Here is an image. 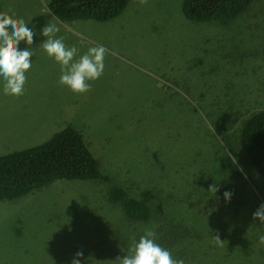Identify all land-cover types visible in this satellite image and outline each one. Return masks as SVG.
<instances>
[{
  "label": "rangeland",
  "instance_id": "obj_1",
  "mask_svg": "<svg viewBox=\"0 0 264 264\" xmlns=\"http://www.w3.org/2000/svg\"><path fill=\"white\" fill-rule=\"evenodd\" d=\"M48 3L0 0V12L23 18L36 34L33 48L26 42L20 44L21 50L29 47L33 53L24 95H5L0 77V156L40 145L73 125L102 161L103 172L118 171L109 184L56 180L17 203L1 201L0 264H72L78 251L84 253L81 264H113L118 256L130 254L132 242H139L147 230L155 231L156 242L185 264H264V244L259 243L264 224L246 213L237 216L218 193L208 191L215 184L209 173L218 175L217 167L225 157L242 169L238 204L254 207L253 213L260 207L258 195L264 177L245 156L243 168L239 157L227 147L224 121H217L211 108L218 111L234 105L243 113L260 108L264 89L244 87L236 101L220 91L224 81L204 74L197 64L201 56L216 59L212 51L219 49L225 56L221 62L226 72H236L239 68H234L232 61L244 59L249 75L258 60L238 50L228 53L237 39L228 30L230 43L222 41L224 31H220V41L208 40L209 31L203 29L207 23L192 26L183 15L181 0H148L144 5L130 0L120 16L107 22H63L51 16ZM259 6L250 11L254 21L264 18V4ZM46 23L56 24L60 28L56 38L63 37L66 46L78 49L76 60L90 47L108 49L104 73L90 82L88 93L75 94L59 83L61 65L39 48L46 39L40 34ZM241 27L246 34V28ZM255 36L262 39L264 48V29ZM188 60H195L198 70H189ZM215 78L217 93L209 87ZM239 89L233 85L231 91ZM217 96L221 98L218 106ZM236 117L230 118L236 130L232 143L237 142L247 115L236 112ZM203 137L218 152L196 155L202 152ZM190 155L193 158L183 163ZM165 178L179 184V195L163 185ZM123 179H139L145 187L158 189L154 214L148 223L131 222L135 230L125 225L120 205L115 214L109 205L113 185L137 196L138 187L124 184ZM218 215L220 222L215 221ZM229 225L235 227L232 233ZM185 230L195 231L200 240L183 251L180 245L175 250L169 240L173 235L190 236ZM217 234L224 241L222 247L214 242Z\"/></svg>",
  "mask_w": 264,
  "mask_h": 264
},
{
  "label": "trees",
  "instance_id": "obj_2",
  "mask_svg": "<svg viewBox=\"0 0 264 264\" xmlns=\"http://www.w3.org/2000/svg\"><path fill=\"white\" fill-rule=\"evenodd\" d=\"M253 1L181 0V3L183 15L190 21L192 26H200L197 23H207L203 29L209 31L207 33L208 40L220 41V31H224L226 34H224L225 39L222 41L230 43L231 40L228 36L229 33L232 34L234 32L233 30L234 27H237L236 25L246 28V34L241 33L236 35V45L234 49L233 46H230L228 53L238 50L239 54L258 60L259 63L254 68V72L249 74L248 87L250 89L254 87L264 89L263 41L259 36H255L258 31L264 29V18L254 21L248 8ZM129 2L130 0H50L49 10L52 17L63 22H73L82 19L107 22L121 15ZM261 3L264 4V2ZM255 13V16H257L258 12ZM227 30L229 33H227ZM193 49L196 48L194 47ZM212 52L217 56L216 59L215 57L208 58L199 55L202 59L197 61V64L200 66L198 69L206 75L218 77L220 74L226 72V68L222 66L221 62L225 56L219 49H214ZM209 60H215L216 63L209 64ZM232 63L233 67L237 69L248 65L244 59H235ZM191 69L198 70L195 68V60L190 61L189 70ZM217 80L216 78L211 79L210 83L212 87L209 86L212 90L214 88L216 93L219 91L216 89ZM198 82L205 84L201 80ZM223 86L226 87L227 91L233 89V84L228 81H225ZM220 99L219 96L215 98L217 106L220 103ZM211 109L215 119L217 121L223 120V124L231 131L224 134L226 136L227 147L229 146L231 151L239 157L243 168L245 160L242 157L245 156L251 159L253 165L264 177V104L260 108L246 110L245 113L234 105H231L227 109L221 108L218 111H215L213 108ZM236 112L247 115V118L241 126L240 132L237 134V142L232 143L230 138L235 134L236 130L230 118L235 117L238 119ZM97 150L105 151L104 148H97ZM192 158L193 155L187 156L182 162L187 163ZM162 169H164L163 166ZM116 171L118 169L114 172ZM217 171L218 175L211 171L209 174L212 173V180L219 189L217 192L219 197L225 200L224 193L226 191L231 192L233 194L231 202L225 201V203H228L230 208L234 207L235 214L242 217V214H245V210L237 202L240 201L239 193L242 186L240 165L224 157L222 164L217 167ZM114 172H103L102 161L88 147L84 134L75 126L68 125L40 145L0 156V202L11 201L17 203L20 198L56 180H93V182L98 184H109L114 179ZM162 183L164 186H169L175 195H179V184H176L173 179L169 182L165 178ZM142 186L146 192L142 195L141 199H137L138 196L133 197L129 191H126L119 184L111 186L108 193L112 212L115 214L116 206L120 205L128 219L125 218V225L133 230L136 228L131 226L133 224L131 222L142 221L148 223L150 221L152 214H154L151 201H156L158 198V189ZM262 194H264V179L258 195L260 204H264V201L261 200ZM207 201L204 200L205 203ZM210 205L214 206V201H211ZM226 213L229 214L228 211ZM119 215L122 214L119 213ZM220 217L221 215H218L215 221L220 222ZM228 227L231 229L230 233L235 229V227L230 225ZM195 231H183L190 236L181 235V237H177L173 235L169 240L170 246L175 250L178 245L183 246V249H179L183 251L184 247L188 244L197 243L200 238L197 237Z\"/></svg>",
  "mask_w": 264,
  "mask_h": 264
},
{
  "label": "clouds",
  "instance_id": "obj_3",
  "mask_svg": "<svg viewBox=\"0 0 264 264\" xmlns=\"http://www.w3.org/2000/svg\"><path fill=\"white\" fill-rule=\"evenodd\" d=\"M261 1L254 0L248 6L249 11L258 9ZM147 2L148 0H140L141 5L147 4ZM59 31L60 28L56 24L46 23L40 29V34L46 39L39 48H42L49 58H54L61 65L62 74L59 80L61 85L67 86L75 94H86L92 88L90 82L98 80L104 73V61L108 49L102 45L90 47L76 60L78 49L75 46H66L63 37L56 38ZM35 35L23 18L16 19L14 14L0 12V77L4 80L5 95L17 98L24 95L27 79L25 74L32 67L31 58L33 56V53L28 49L34 45ZM21 42H26L29 47L21 50ZM218 190L217 185L213 184L208 191L216 194ZM232 195L231 192L226 191L224 193L225 201L230 203ZM109 205L111 206V202ZM214 210H210L209 215ZM253 220L264 224V204H261L253 214ZM156 236L155 231H145L139 242L133 241L130 245V254L123 255V257L118 256L113 264H185L183 259H173L170 251L162 248L156 242ZM213 239L217 246H223L224 241L218 234L214 235ZM259 243L264 244V234L259 236ZM83 258V251H78L72 264H81Z\"/></svg>",
  "mask_w": 264,
  "mask_h": 264
},
{
  "label": "bare ground",
  "instance_id": "obj_4",
  "mask_svg": "<svg viewBox=\"0 0 264 264\" xmlns=\"http://www.w3.org/2000/svg\"><path fill=\"white\" fill-rule=\"evenodd\" d=\"M49 2H50V0H49ZM48 9H50L49 8V3H48ZM49 12H50V10H49ZM120 16V15H119ZM117 18V17H116ZM115 19V18H114ZM113 20V19H112ZM237 27H234V34L235 35H239V34H241V33H243L244 34V30H243V28L241 27V26H239V25H236ZM248 78H249V75L247 74V69H246V67H241V68H239L236 72H225V73H223V74H220L219 76H218V79L219 80H221V81H228V82H230V83H232L234 86H236V85H238V86H240V89L239 90H236V91H227V89H226V87L225 86H223L222 87V89L220 90L222 93H224V94H226V95H228L229 97H231V98H233L234 100H236L237 101V97H239V96H241L242 95V89L244 88V87H247V88H249L248 87V83H249V81H248ZM239 106L240 107H242V105L241 104H239ZM223 124V123H222ZM223 132V134H226V133H230L231 131L229 130V128L225 125V128H224V130L222 131ZM201 145H202V152H200V151H197V152H195V154L196 155H198V156H202L204 153H208V151L209 150H213L214 152H218L214 147H212L211 145H210V143L208 142V140H207V138L206 137H203L202 139H201ZM123 182H124V184H126V183H132V184H134L135 186H137L138 187V190H137V196H138V198L137 199H141L142 198V195L146 192V190H144L143 189V186L142 185H144L143 183H142V181L141 180H139V179H137L136 181H129V180H127V179H123ZM156 205H157V203H156V201L154 200V201H151V207H152V209H153V213L155 212V210H156ZM261 205V204H260ZM155 206V207H154ZM253 209H255L254 207L253 208H244V210H245V213L246 214H248V216H250L252 219H253V212H252V210ZM140 222V221H139ZM141 223H145V222H140V224Z\"/></svg>",
  "mask_w": 264,
  "mask_h": 264
},
{
  "label": "water",
  "instance_id": "obj_5",
  "mask_svg": "<svg viewBox=\"0 0 264 264\" xmlns=\"http://www.w3.org/2000/svg\"><path fill=\"white\" fill-rule=\"evenodd\" d=\"M171 255H172V257H173V258H175V257H176V254H171Z\"/></svg>",
  "mask_w": 264,
  "mask_h": 264
},
{
  "label": "flooded vegetation",
  "instance_id": "obj_6",
  "mask_svg": "<svg viewBox=\"0 0 264 264\" xmlns=\"http://www.w3.org/2000/svg\"><path fill=\"white\" fill-rule=\"evenodd\" d=\"M190 61H192V60H188V62H190Z\"/></svg>",
  "mask_w": 264,
  "mask_h": 264
}]
</instances>
